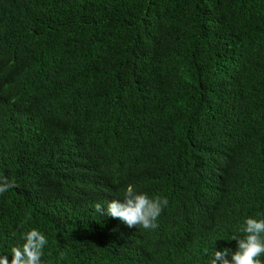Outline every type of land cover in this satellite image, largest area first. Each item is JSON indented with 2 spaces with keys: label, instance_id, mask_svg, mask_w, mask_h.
I'll list each match as a JSON object with an SVG mask.
<instances>
[{
  "label": "trees",
  "instance_id": "16d2710c",
  "mask_svg": "<svg viewBox=\"0 0 264 264\" xmlns=\"http://www.w3.org/2000/svg\"><path fill=\"white\" fill-rule=\"evenodd\" d=\"M0 176L10 262L33 228L42 264L234 252L264 218V0H0ZM129 184L156 229L95 211Z\"/></svg>",
  "mask_w": 264,
  "mask_h": 264
},
{
  "label": "clouds",
  "instance_id": "9594fccd",
  "mask_svg": "<svg viewBox=\"0 0 264 264\" xmlns=\"http://www.w3.org/2000/svg\"><path fill=\"white\" fill-rule=\"evenodd\" d=\"M16 183L7 177L0 176V194L14 188ZM168 205L165 197H149L146 193H138L129 184L123 198L107 202L106 206L97 202L94 207L99 215L118 219L128 228H142L154 230L158 227L157 220L163 209ZM240 231L243 238L233 236L237 242V249L233 252L229 248L214 250L209 256L208 264H264L259 257L264 255V218L248 217ZM24 243L11 249V262L7 255L0 256V264H42L45 246L48 244L46 236L38 229H31L22 236ZM205 255H208L205 250ZM65 253L61 252L63 259ZM229 256L231 257L229 259Z\"/></svg>",
  "mask_w": 264,
  "mask_h": 264
}]
</instances>
